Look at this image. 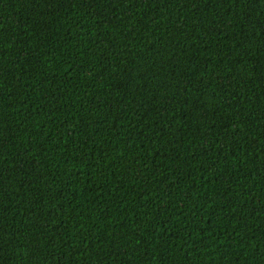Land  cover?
<instances>
[{
    "label": "trees",
    "instance_id": "obj_1",
    "mask_svg": "<svg viewBox=\"0 0 264 264\" xmlns=\"http://www.w3.org/2000/svg\"><path fill=\"white\" fill-rule=\"evenodd\" d=\"M0 264H264V0H0Z\"/></svg>",
    "mask_w": 264,
    "mask_h": 264
}]
</instances>
